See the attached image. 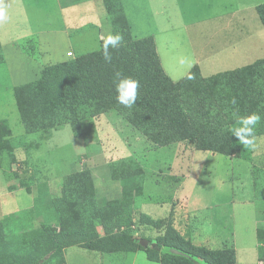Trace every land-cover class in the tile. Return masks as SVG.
Masks as SVG:
<instances>
[{
    "label": "trees",
    "instance_id": "obj_1",
    "mask_svg": "<svg viewBox=\"0 0 264 264\" xmlns=\"http://www.w3.org/2000/svg\"><path fill=\"white\" fill-rule=\"evenodd\" d=\"M103 4L111 32L123 35L122 45L110 49L111 63L105 62L99 46L74 58L47 64L37 79L15 85L14 100L25 134L68 124L77 137L83 135L82 121L109 110L120 114L159 146L190 140L195 150L238 156L241 143L230 129L251 112L261 115L255 132L264 134V58L208 77H203L194 65L183 78L173 81L160 64L153 37L132 36L120 0H103ZM256 12L264 26V2L256 6ZM28 44L22 43L20 48L34 56L35 47ZM3 62L0 47V64ZM116 72L140 83L138 100L131 109L115 99ZM189 75L193 78L189 79ZM10 136V128L0 119V155L6 153L14 162ZM109 166L110 177L120 183L121 189L117 197L103 205L97 201L91 172L77 170L62 177L59 195L51 200L58 229L47 225L40 236V232H34L37 236L32 242L30 238L21 248L16 242L12 249L8 245L12 238H6L0 225V264H53V260L66 264L63 249L73 245L99 252L143 250L148 260L159 264H193L192 257L207 264H237L233 247L207 249L191 245L163 220L146 224L164 229L155 239L156 248L136 242L128 226L133 223V206L136 196L142 194L145 172L133 157L111 161ZM41 185L48 189L46 184ZM95 219L106 221L110 232L99 235ZM255 234L257 260L264 263V228L257 227ZM162 247L175 248L184 256L161 250Z\"/></svg>",
    "mask_w": 264,
    "mask_h": 264
},
{
    "label": "rangeland",
    "instance_id": "obj_2",
    "mask_svg": "<svg viewBox=\"0 0 264 264\" xmlns=\"http://www.w3.org/2000/svg\"><path fill=\"white\" fill-rule=\"evenodd\" d=\"M39 1L42 5V1ZM244 1L246 0H187L173 6L174 0H154L153 4L159 26L169 27L180 25L184 21H223L218 14L225 13ZM31 3L32 0H5L9 21L0 24V38L3 41L11 38L21 41L23 38L25 40L21 42L31 46L37 38L31 35L33 30L39 29L38 26L45 29L50 24L49 20L43 19V14L42 18L35 17L31 12ZM51 3L54 1H45L44 13ZM83 4L78 10L75 9L73 14L69 13V16L64 13L67 26L64 29L61 26V34L54 49L50 47L34 50V56L41 63H55L65 56V50L69 46L63 37L67 33L71 36L74 34L79 20H82L81 16H85L83 22H86L88 17L93 15ZM53 15L55 18L52 25H63L59 15ZM156 39L159 49H163L161 57L166 67L169 63L164 53L165 41L173 40L180 49L176 52L181 61L188 57L187 52L181 48L184 39L182 29L157 35ZM98 47L96 42H81L74 45L72 50L76 56L97 50ZM45 51L47 53L43 54ZM176 70L182 71V67L177 66ZM7 74L6 66L1 63L0 87L3 91L9 89L14 82L9 80ZM6 94H9L8 91ZM12 102L14 104L13 96ZM13 110L18 115L15 104ZM81 124V132L87 136L76 137L72 134L70 126L64 125L62 128H49L32 134L15 133L12 139L16 145L21 143L15 149L16 155L21 159L14 162L4 161L9 163L8 165L13 163L11 173L15 177H21L16 183L18 191L15 197L22 209L29 205L32 199L35 204L33 211L22 212L20 215L22 230L20 235L14 238L17 244L20 242V248L29 243L26 241L32 239V242L37 236L34 232H40L45 226L50 225L58 229L50 205L52 198L59 195L61 183L55 184L57 189L52 183L50 193L41 184L47 185L46 181L55 177L61 178L62 181V177L73 170L93 171L96 175L95 186L96 183L98 186L96 198L98 203L103 205L117 197L121 189L120 183L110 177L109 162L133 156L139 160L138 163L145 172L142 194L136 196L135 203L133 201V223L128 226L136 242L144 247L156 248L155 239L163 234L164 229L146 224L150 220H163L191 245L207 249L233 247L237 264H264L257 260L255 234L257 227L264 228V154L261 157L258 155L264 153V134H256L252 148L241 144L240 147L244 151L240 157L228 158L209 151L195 150L190 140H183V145H156L114 110L82 121ZM36 143L38 146L34 147ZM5 184L3 169L0 170V186L4 187ZM106 228L109 231L108 226ZM9 229L6 226V230ZM40 235L41 232L38 233V236ZM161 250L184 256L175 248L162 247ZM191 263L207 264L199 257H192ZM53 264L61 263L59 260H53Z\"/></svg>",
    "mask_w": 264,
    "mask_h": 264
},
{
    "label": "crops",
    "instance_id": "obj_3",
    "mask_svg": "<svg viewBox=\"0 0 264 264\" xmlns=\"http://www.w3.org/2000/svg\"><path fill=\"white\" fill-rule=\"evenodd\" d=\"M41 1L42 5L39 0H32L31 12L35 14V17L38 16L42 18L44 15L43 19L49 20L50 24H48L45 29L38 26L37 28L39 29L33 30V33H31L32 36L37 37L36 40H32L35 49L55 48V45L58 43V36L61 34V26L63 27L62 29L67 26L64 19V13L66 14L65 16H69V13L73 14L76 11L75 9L78 10L79 6L83 3V5H86L87 11L89 10V12H93V15L88 17L90 20L88 19L86 22H83L85 19L84 15L80 17L82 20H79V25L73 31L74 34L72 36L67 33L66 36L63 37L69 48L65 50V56L63 55L60 61L85 54L79 53L74 56L72 47L78 43L87 42L92 44L96 42L98 46H100V40L111 30L109 16L104 7L103 0H52L54 3H51L50 6L45 8V13L43 12V5L46 0ZM174 1L175 2L171 3L173 6H176L177 3H184L187 0ZM4 2L5 0H0V3L4 4ZM120 2L130 26L132 36L135 38L146 36L153 37L160 64L164 72L173 81H178L183 78L194 65L199 67L200 73L203 77H208L219 72L243 67L258 59L264 58V26L256 12V6L264 1L246 0L243 4L232 8L225 13L218 14V17L222 18L223 21H209L205 23L184 21L181 22L180 25H170L169 27L159 26L156 20L157 11L153 4L154 0H120ZM54 13L59 15L63 25H52L55 18L53 17L55 16L53 15ZM58 22L59 21H57V23ZM176 29H182L184 33L181 48L182 51L187 52L188 57L181 61L180 55L176 52L180 49L177 48L173 40L165 41L164 53L166 61L169 63L168 67H166L161 57L163 49H159L156 36ZM44 35L46 36L43 39ZM28 39L29 38H27V40ZM23 40L25 39L22 38L21 41ZM21 41L16 38L3 41L0 38V47L4 58L3 63L7 68L9 80H14L13 85L9 87V89H4L5 91L0 87V119L10 128V139L12 142L15 133H25L24 127L20 121L19 113L17 115L13 110L14 104L16 107L15 100L14 104L13 102L11 103V97L13 96L14 98L13 88L17 84L37 79L42 68L47 65L41 63L36 56H30L22 51L20 48V44H22ZM68 51L72 52L71 56L66 55V52ZM46 53L47 51L43 52V54ZM177 61H179V65H177ZM177 66L178 68L182 67V71H177ZM18 78L21 79L19 80ZM6 90L9 94H6ZM95 120L96 119H94V121ZM62 126L60 128H62ZM175 143L183 145L182 141ZM13 144L14 161H18L21 158L16 155L15 149L21 143L16 145V143L13 142ZM243 151L244 150L241 149L238 156H224L228 158L240 157ZM263 154L264 153L258 155L261 157ZM133 158L137 162L139 161L137 158ZM4 160L12 162L6 153L0 155V170L4 169L6 177L5 186H0V225L3 228L2 231H5L6 238H12V242L8 245L14 249L16 244L14 238L16 235H20L22 230V220L20 215L22 212L28 213L33 211L35 209V204L32 199V202L29 205L23 209L20 207L19 200L15 197V194H17L18 191L16 183L21 177H15L11 173V170H13L11 165L13 163L8 165L9 163H5ZM81 160L83 159L81 158ZM87 160H94V158H87ZM91 174L94 180H96L95 173L91 171ZM13 179H15V181ZM46 182L50 193L52 192V183H54V186L56 187L55 184L58 185V182L61 183V178H50ZM55 193L57 194V190H55ZM96 196H98L97 183ZM28 221L30 222L31 220L28 219ZM6 226L10 229L6 230ZM95 226L99 235L107 234V229L103 221L95 219ZM14 228H17V230L15 231ZM1 235L3 236V233ZM2 244H4V242H2ZM63 256L66 264H159L156 261L148 260L143 250L99 252L73 245L63 249Z\"/></svg>",
    "mask_w": 264,
    "mask_h": 264
},
{
    "label": "clouds",
    "instance_id": "obj_4",
    "mask_svg": "<svg viewBox=\"0 0 264 264\" xmlns=\"http://www.w3.org/2000/svg\"><path fill=\"white\" fill-rule=\"evenodd\" d=\"M9 21V15L6 6L0 3V24ZM123 35L120 32H109L102 38L100 45L105 62L111 63L112 53L110 49L115 50L122 45ZM189 79L193 77L188 76ZM115 99L118 104L131 109L138 100V89L140 83L138 80L124 76L120 72L114 74ZM235 103V102H234ZM261 115L258 112H251L239 118L238 126L230 129V132L238 139L239 143L247 148H252L256 141V127L261 122Z\"/></svg>",
    "mask_w": 264,
    "mask_h": 264
},
{
    "label": "built area",
    "instance_id": "obj_5",
    "mask_svg": "<svg viewBox=\"0 0 264 264\" xmlns=\"http://www.w3.org/2000/svg\"><path fill=\"white\" fill-rule=\"evenodd\" d=\"M66 55L67 56H71L72 55V52L71 51H68V52H66ZM123 229V227L121 228V230Z\"/></svg>",
    "mask_w": 264,
    "mask_h": 264
},
{
    "label": "water",
    "instance_id": "obj_6",
    "mask_svg": "<svg viewBox=\"0 0 264 264\" xmlns=\"http://www.w3.org/2000/svg\"><path fill=\"white\" fill-rule=\"evenodd\" d=\"M143 244H145V243H143Z\"/></svg>",
    "mask_w": 264,
    "mask_h": 264
}]
</instances>
